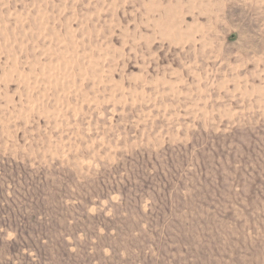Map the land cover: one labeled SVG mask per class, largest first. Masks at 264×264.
Returning a JSON list of instances; mask_svg holds the SVG:
<instances>
[{
  "label": "rangeland",
  "instance_id": "obj_1",
  "mask_svg": "<svg viewBox=\"0 0 264 264\" xmlns=\"http://www.w3.org/2000/svg\"><path fill=\"white\" fill-rule=\"evenodd\" d=\"M0 264H264V0H0Z\"/></svg>",
  "mask_w": 264,
  "mask_h": 264
}]
</instances>
